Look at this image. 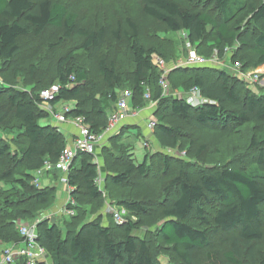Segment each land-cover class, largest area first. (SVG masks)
<instances>
[{
    "label": "trees",
    "instance_id": "16d2710c",
    "mask_svg": "<svg viewBox=\"0 0 264 264\" xmlns=\"http://www.w3.org/2000/svg\"><path fill=\"white\" fill-rule=\"evenodd\" d=\"M139 1L146 17L164 24L170 32H184L188 43L200 55L211 58L217 50L221 59L222 54L238 44L252 51L255 67L264 66V0ZM79 18L78 13L59 1L0 0L2 73L6 74L7 65L16 62L21 54V38L39 37L49 29L62 31L58 42L50 47L63 46L73 37L82 38L80 54L90 60L103 50L109 38L125 40L133 55L130 77L120 73L114 61L101 56L97 60L98 78H92L91 70L70 51L57 63L58 82L41 90L60 85L52 105L75 104L76 109L70 116L83 117L97 134L107 127L109 113L114 110L120 91L130 90L132 107L139 110L149 102L145 98L149 92L151 101L157 102L153 138L166 154H161L164 173L169 171L174 157L169 150L181 147L184 130L238 132L253 124L262 126L248 147L249 155L255 153L249 165L239 157L231 163L200 166L191 172L185 170L187 167L182 162L178 175L166 187V192L177 188V196L160 212L163 221L158 233L163 246L170 247L183 264H194L197 253L209 248L217 238L224 239L230 248L222 254L209 251L201 264H264V255L255 249V244L264 239V94L223 67L193 66L173 69L168 77L169 82L177 78L173 84L183 90L184 96H165L160 84L162 73L153 57H167L160 47L144 46L137 23L126 19L113 31L108 25L86 28ZM239 52V48L231 52L230 64L244 60ZM11 75L14 78L16 74ZM194 88L200 90L207 103L192 107L187 102L185 95ZM43 103L40 91L17 89L8 82L0 85L3 134L0 135V162L7 158L9 161V166L0 170V182L13 186L12 197L7 198L6 194L0 204V244H20L22 221H34L40 215L36 213L38 209L48 207L55 199L56 186H36L34 173L46 162L57 163L69 140L59 128L41 124V120L48 118L41 107ZM124 133L122 129L113 135L97 155L79 152L72 163L67 182L76 187L71 193L76 202L75 216H69L63 227L48 218L38 222V243L46 248L51 264H162L150 237L137 233L139 222L125 218L119 226L112 222L105 224L101 211L100 196L105 190L101 192L95 183L100 166L103 170L105 165L115 168H107L106 186H130L135 174L146 176L150 171L148 161L153 154L146 153L144 161L137 163L131 145H120V149L115 146L119 152L111 149L116 141L119 145ZM14 142L20 144L16 149L12 146ZM193 144L191 141L188 149ZM206 149L202 146L198 156ZM120 166L122 171L117 170ZM58 172L51 171L54 177ZM81 196L87 197L82 205ZM212 202L217 208L210 215L208 206ZM121 204L131 217L140 220L153 213L134 200L125 199ZM155 221L148 220L150 224Z\"/></svg>",
    "mask_w": 264,
    "mask_h": 264
},
{
    "label": "rangeland",
    "instance_id": "374dc122",
    "mask_svg": "<svg viewBox=\"0 0 264 264\" xmlns=\"http://www.w3.org/2000/svg\"><path fill=\"white\" fill-rule=\"evenodd\" d=\"M54 1H59L63 4H66L69 10L78 13L82 25L86 28L108 25L113 29V31H116L119 24H124L126 19H131L138 25L144 46L147 48L151 46L160 47L162 54L165 55L167 59H164L161 55L157 56L161 58L168 67H172L173 69L179 67H193L180 65V62L189 56V47L186 34L184 32H170L167 30L164 24L146 17L143 12L142 4L139 0ZM61 35L62 31L60 29H49L39 37L26 36L21 38V54L15 60L16 62H12L7 65L6 74L2 73L1 69H3V66L0 65V84L4 85V83L7 84L8 82L17 89H27L30 91L34 90L37 93L40 91L41 97V89L58 82L57 63L61 58L66 57L70 51H74L76 60L78 57L83 62V64L91 70L90 72L92 78H98L97 60L101 56H104L108 61H114L118 71L125 77L131 76L130 74L133 72L134 68L133 55L125 40L116 41L114 38H109L104 44L103 50L90 60L85 54H80L79 49L83 44L82 38L73 37L72 39L67 40L63 46L50 47L51 44L58 42ZM212 37L209 38L211 39ZM191 46L194 47L193 45ZM238 48L240 50L239 54L241 59H244H242L243 61L241 60L242 65L239 62L240 67L236 64H230V56H232L231 52H236ZM204 51L207 52L208 48H205ZM220 57L221 59L218 61L220 62L219 65H215L213 67H223L225 70H227V72H229L230 75L239 78L243 82H247V84L251 86L253 90L264 94V66L255 67L256 60L254 59V54L252 51L238 47V44H236L228 49V51L222 54ZM161 73L163 74V72ZM170 73L171 71H169L167 77H169ZM11 74L16 75L13 78ZM256 76H258L259 79L256 78ZM176 79L177 78L170 79L169 84L171 90L169 94L176 96L175 94L179 93L180 96L178 95L176 97L182 98L184 96L182 95L183 90L179 87L177 88L173 84V81ZM147 100H149V102L147 103L146 107L143 108L142 113L147 117L146 120L148 121L151 116H154L157 105H154L151 102V99ZM62 105V102L58 103L57 106L55 105L56 111H60ZM130 105L132 107V101L130 102ZM42 106L46 108L45 103H43ZM112 111L113 110H111V112ZM45 113L47 112L45 111ZM168 118L167 120L170 119ZM140 120L143 121V119ZM142 121L139 123V127L133 124L130 126L127 125L131 128L129 131L131 133L138 134L139 137L132 136L131 138H128V130L124 129L125 133L120 139L119 145L116 141L112 146V142L111 149L119 152V150L115 149V146L120 149L122 148L120 145H131L133 148V158L137 163H142L144 161L146 153L153 154L154 157L148 161L150 165V171L146 176L135 174L130 186L122 185L116 187L112 184H107L106 186V178L108 174L107 168L110 167V170H114L115 168L105 165V170H103L102 166H100L99 175H101V177L104 179L103 190H105V194L100 196V201L102 202L101 211L104 216L105 224L112 222L118 226L121 225V223L114 219V215L111 211H108V209L112 208L114 211H120L122 213L124 212V218H131L132 220L139 222L140 226L137 230L139 235L143 237H150L152 244L155 247V251L158 254V259L162 264H183L172 253L170 247L163 246V242L158 233L159 225L163 221L161 219L162 214L160 215V212L168 207L177 196V188L172 189L170 192H166V187L169 185L170 181L178 175V170L181 167L182 162H184L185 166L187 167L185 170L191 172L197 170L200 166L231 163L239 157H243L244 164L249 165L255 153L252 152L249 155L248 147L250 146L251 139L253 136H256L262 126L253 124L242 130H239L238 132H232L229 129L224 131L207 130L195 133L193 131L184 130L185 134L182 137L181 147L177 150H173L171 155L174 157L170 161L171 164L169 171L164 173L162 164L163 156H161V154H165L164 150L160 148L156 141L153 139H150L151 141L149 140V137L146 136L144 132L145 122ZM40 122L42 125L54 124L55 127H57V120L50 114H48V118L46 120L43 119ZM63 125H65L68 130L71 129V127H69L67 124ZM153 132H151V134H153ZM0 135H3L1 130ZM151 136L153 137V135ZM67 139L70 143V138L68 136ZM191 141L194 142L193 147L188 149L189 143ZM105 144H109V141H107ZM12 146L16 149V146L19 147L20 144L14 142ZM202 146H206L207 149L198 156V152ZM115 154L120 156L117 152H115ZM103 157H105V154H103ZM7 166H9L8 158L0 162V170L6 168ZM121 168L122 167L120 166V169L117 170L122 171ZM58 173L59 174L55 177L51 173V175L45 174L40 178V188L56 186L54 201H51L48 207L38 209L36 213L37 215H40H38L34 221L26 220L24 222L22 221V224L25 223L33 225L44 218H48L50 222L58 223L63 227V223L65 221H69V216H75V211L68 215L66 213V208L71 210L76 205L70 206L71 204L68 203L69 197H72L71 193L74 192V188L76 187L73 188L68 184V182H64V178H67L68 174H65L61 171ZM12 192L13 186L11 183L0 182V204H2L6 194L7 198L12 197V195H10ZM125 199L134 200L135 202H139L141 204L143 203V205L146 206V208H149V210L153 213L147 215L144 220L137 219V217L133 216L131 217L129 215V211L124 209L122 206L123 204H121V201ZM86 201L87 197L81 196L79 203L82 205L86 203ZM208 208V214L212 215L214 214L217 206L212 202ZM87 217L90 218L91 215L88 214ZM149 218L156 220L155 223L150 224L148 222ZM235 233L236 232L233 234ZM8 246L11 245L0 244V253ZM229 248V244L224 239H214L209 248L200 250L197 253L194 264L203 263L206 260V254L209 251H217L222 254ZM255 249L261 255H264V239L255 244ZM1 257L2 256H0V261Z\"/></svg>",
    "mask_w": 264,
    "mask_h": 264
},
{
    "label": "built area",
    "instance_id": "2783aa9c",
    "mask_svg": "<svg viewBox=\"0 0 264 264\" xmlns=\"http://www.w3.org/2000/svg\"><path fill=\"white\" fill-rule=\"evenodd\" d=\"M189 56L184 58L181 62V66H215L219 65V53L216 50L214 55L211 58H206L205 56L200 55L195 48H193L190 43H188ZM192 50V51H191ZM228 51V50H227ZM153 61L156 66L163 72L161 76V87L163 89V95L169 96L170 84L168 81V73L172 71V67H168L165 62L159 58L157 55H154ZM240 67L239 63H236ZM256 78L259 79L258 76ZM2 85V84H0ZM61 89L60 85H54L51 88L45 89L41 93V98L46 104V108L42 106L48 114L52 115L58 122V124L70 123L77 129V137L74 139L72 145L67 146L62 152L60 159L57 163L46 162L44 167L41 170H38L34 173V184L36 186L40 185V178L44 173L51 172L54 170H59L65 174H68L71 168L72 163L79 154V152H85L91 155H97L98 150L103 148L109 141V139L114 135L116 128L121 125L128 118H138L141 117L143 109H134L131 107L130 102L132 101L133 94L130 90H122L118 94V99L115 104V108L112 112L109 113V120L107 127L102 133H94L91 131V128L85 123L83 117L73 118L70 114L76 109L75 104L71 102H62V107L60 111H56V106L52 105V101L56 100L57 95ZM44 94V96H43ZM180 96L179 93L175 94ZM187 102L192 107H197L202 104L207 103L206 99L203 98L200 90L194 88L187 95ZM146 99H151V94L147 92ZM154 105H157L156 101H151ZM146 127L153 132L156 126V118L151 116L150 119L145 121ZM173 150H169V153L172 154ZM99 163V161L97 162ZM64 182H67V178H64ZM96 185L103 192L104 179L101 175H98L96 178ZM68 205L73 206L76 204L75 200L72 197H69ZM66 213L69 215L73 213V209L68 210L66 208ZM108 211H111L114 215V219L119 223L125 221L124 212L114 211L112 208H109ZM39 222V221H38ZM38 222L33 225L21 223L20 225V234L23 237V241L20 244H11L4 248L3 258L0 261V264H19L20 262H25L26 264H34L36 261H41L44 264H51L49 253L46 248L42 247L38 243Z\"/></svg>",
    "mask_w": 264,
    "mask_h": 264
},
{
    "label": "crops",
    "instance_id": "0c3cea01",
    "mask_svg": "<svg viewBox=\"0 0 264 264\" xmlns=\"http://www.w3.org/2000/svg\"><path fill=\"white\" fill-rule=\"evenodd\" d=\"M140 119H143V121L145 122L146 121V119H147V117L145 116V115H143V113H142V115H141V117H138V118H128V119H126L121 125H119L117 128H116V130H115V133H114V135L115 134H119L120 133V131L122 130V129H126V128H129V130H131V128L130 127H128L127 125H131V124H133V125H135V126H138L139 125V123L142 121V120H140ZM139 121V122H138ZM142 121V122H143ZM69 127H71V129H69L68 130V128L67 127H65V125H62L61 126V131H62V133L63 134H65V136L67 137H69L70 138V143H69V145H72L73 144V142H74V139L73 138H76V133H77V131H76V129L74 128V126H72L71 124H67ZM145 127H144V132H145V134H146V136H148L149 137V140L150 139H153L154 140V138L151 136V135H153V134H151V131L146 127V124L144 125ZM60 127V126H59ZM139 127V126H138ZM135 128V127H134ZM125 131V130H124ZM127 133H128V138H131L132 136H138V134H136V133H131L130 131H127ZM75 136V137H74ZM139 137V136H138ZM151 141V140H150ZM155 141V140H154ZM68 145V146H69ZM106 145H108V144H106ZM134 146V145H133ZM146 155V154H145Z\"/></svg>",
    "mask_w": 264,
    "mask_h": 264
},
{
    "label": "bare ground",
    "instance_id": "6f19581e",
    "mask_svg": "<svg viewBox=\"0 0 264 264\" xmlns=\"http://www.w3.org/2000/svg\"><path fill=\"white\" fill-rule=\"evenodd\" d=\"M186 99H187V96H186ZM56 106H57V104H56ZM56 124H57V128H59L60 130H61V125H63V124H58L57 122H56ZM66 124H69V123H66ZM53 126L55 127V125L53 124ZM60 126V127H59ZM75 128V127H74ZM76 129V128H75ZM76 131H77V129H76ZM77 133H76V137H77ZM42 176H44V175H42ZM4 250V249H3ZM3 250L1 251V253H0V256H2L1 257V260H2V258H3ZM38 263H41V264H44V263H42L41 261H36L34 264H38Z\"/></svg>",
    "mask_w": 264,
    "mask_h": 264
}]
</instances>
